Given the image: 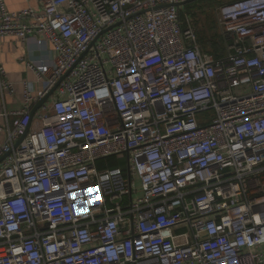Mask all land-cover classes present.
I'll return each instance as SVG.
<instances>
[{"label": "built area", "instance_id": "obj_1", "mask_svg": "<svg viewBox=\"0 0 264 264\" xmlns=\"http://www.w3.org/2000/svg\"><path fill=\"white\" fill-rule=\"evenodd\" d=\"M187 1L0 0L42 52L0 113V264H264V0L219 8L223 58Z\"/></svg>", "mask_w": 264, "mask_h": 264}, {"label": "crops", "instance_id": "obj_2", "mask_svg": "<svg viewBox=\"0 0 264 264\" xmlns=\"http://www.w3.org/2000/svg\"><path fill=\"white\" fill-rule=\"evenodd\" d=\"M7 8L18 12L26 8L41 9L40 0H7ZM42 52L34 40L22 41L15 36L0 37V68L6 78L15 87L14 95L4 94L0 88V113L17 112L24 103V83L35 82V75L29 70L28 64L40 60ZM40 89V87L38 86ZM41 113V111H40ZM5 135L0 132V146L5 142Z\"/></svg>", "mask_w": 264, "mask_h": 264}, {"label": "rangeland", "instance_id": "obj_3", "mask_svg": "<svg viewBox=\"0 0 264 264\" xmlns=\"http://www.w3.org/2000/svg\"><path fill=\"white\" fill-rule=\"evenodd\" d=\"M234 1L237 0H202L182 7L184 27L196 34L198 44L205 52L219 58H223L227 54V46L218 25V10L222 5ZM212 41L217 44V47ZM49 103L50 101L47 104ZM109 163L124 171L128 168V159L125 155L110 158ZM137 188L139 189V185Z\"/></svg>", "mask_w": 264, "mask_h": 264}, {"label": "water", "instance_id": "obj_4", "mask_svg": "<svg viewBox=\"0 0 264 264\" xmlns=\"http://www.w3.org/2000/svg\"><path fill=\"white\" fill-rule=\"evenodd\" d=\"M199 0H188L187 2L183 3L181 6H186L189 4H192L194 2H197ZM56 88H54L42 101H40L33 109L32 111V117L35 115V113L39 110V108H41L42 106L46 105L48 103V101H50V97L51 95L55 92ZM27 134V131L25 132V134L21 137V139L18 141V143L16 144V147L25 139ZM5 158L3 157L2 159H0V162L3 161Z\"/></svg>", "mask_w": 264, "mask_h": 264}, {"label": "trees", "instance_id": "obj_5", "mask_svg": "<svg viewBox=\"0 0 264 264\" xmlns=\"http://www.w3.org/2000/svg\"><path fill=\"white\" fill-rule=\"evenodd\" d=\"M199 1H202V0H199ZM199 1H198V2H199ZM223 38H224V37H223ZM212 42H213V41H212ZM213 44L215 45V47H217V44H216L215 42H213ZM213 44H212V45H213ZM108 162H109V160H108Z\"/></svg>", "mask_w": 264, "mask_h": 264}]
</instances>
